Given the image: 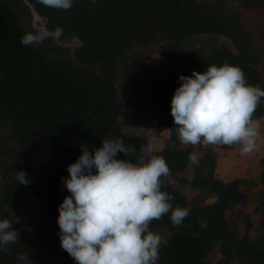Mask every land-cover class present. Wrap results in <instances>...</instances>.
<instances>
[{
    "label": "trees",
    "instance_id": "16d2710c",
    "mask_svg": "<svg viewBox=\"0 0 264 264\" xmlns=\"http://www.w3.org/2000/svg\"><path fill=\"white\" fill-rule=\"evenodd\" d=\"M25 1L45 22L46 31H58L61 43L77 40V57L98 64L101 72L72 69L52 53L53 46L44 35L35 46L22 45L25 33H41L19 18L15 0H0V220L14 222L13 211L25 206L48 208L63 194L61 177H68L66 168L81 155V145L90 146L91 151L101 146L103 138L120 139L136 151L127 157L118 154L116 159L136 163L139 155L145 162L151 156L163 157L170 174L161 177L160 190L174 197L173 209L178 206L189 213L178 226L171 223V211L150 222L149 231L154 234L171 231L167 241L160 240L156 264H264V192L251 200L244 180L227 182L215 177L216 155L232 146H185L170 115L172 96L180 86L178 77H190L211 65L239 67L249 85L264 90V50L261 55L256 52L244 23V13L254 10L264 19V0H236V7L232 0H73L68 10ZM199 36L223 42L213 43L211 49L199 45L183 51L186 41ZM153 54L156 61L150 57ZM145 81L150 86L141 89ZM116 87L138 90L128 99L134 110L130 119L142 111L150 113L154 105L159 115L156 133L172 127L167 141L179 148L146 152L137 137L124 134L120 119L126 114ZM263 117L261 98L253 119ZM38 145L45 163L41 171L34 170L33 152ZM190 154H201L197 164ZM259 161V184L264 185V157ZM19 171L27 174L26 185L18 183L15 173ZM184 188L194 190L198 201L186 199ZM208 196L214 197L211 203L206 202ZM250 200L253 215H261L259 222L253 227L252 215H245L240 229L235 208ZM231 209L235 210L228 214ZM48 219L53 220V213L31 221L35 223L32 235L23 221L14 222L19 236L0 250V264H20L22 257L33 264L36 236L42 239L46 231L40 229ZM217 246L219 257L210 260ZM48 261L76 264L63 249L53 251Z\"/></svg>",
    "mask_w": 264,
    "mask_h": 264
},
{
    "label": "clouds",
    "instance_id": "9594fccd",
    "mask_svg": "<svg viewBox=\"0 0 264 264\" xmlns=\"http://www.w3.org/2000/svg\"><path fill=\"white\" fill-rule=\"evenodd\" d=\"M38 2L61 10L73 4V0ZM43 40L42 34L32 33L20 38L24 46ZM178 81L170 115L181 144H239L242 155L255 150L260 124L253 114L264 90L249 85L239 67L211 65L190 77L179 76ZM135 151L120 139L103 138L101 146L91 151L81 145V155L66 168L68 177H61L70 195L57 208L58 236L60 247L76 264H156L160 237L149 231L150 222L171 211V223L178 226L188 216L187 209H173L174 197L160 190L161 177L170 174L163 157L151 156L145 162L139 155L136 163L116 159L118 154L127 157ZM189 158L198 163L194 154ZM26 175L15 173L19 184L28 183ZM14 222L0 220V250L17 241Z\"/></svg>",
    "mask_w": 264,
    "mask_h": 264
},
{
    "label": "rangeland",
    "instance_id": "374dc122",
    "mask_svg": "<svg viewBox=\"0 0 264 264\" xmlns=\"http://www.w3.org/2000/svg\"><path fill=\"white\" fill-rule=\"evenodd\" d=\"M23 1L15 0V5L19 6L18 9H20V14L18 15L19 18L31 30L37 33H41L46 37V39L50 40L52 44L51 46H53L52 53H54L58 58L66 61L72 69H89L95 74H99L101 72L98 64H88L77 57V55L75 54V49L80 45L77 40L68 43H61L58 40L59 32L56 31L54 33H49L48 31H46L44 27L45 22L42 20V18H40L30 7H28L27 3ZM232 1V6L236 7V0ZM244 15H246V22H244L245 30H247V32L251 35L252 40L254 41V48L256 52L261 55L264 50V32L262 30V28L264 27V19L256 15L255 10L247 14L244 13ZM215 42L221 43L223 42V40L212 36H199L186 41V43L182 45V49L183 51L189 52L194 47H198L199 45L202 48L210 46L209 49H211V45ZM230 49L234 51L232 47H230ZM156 56V54H153L150 57L152 58V60L156 61ZM262 67H264V60ZM262 67L261 71L264 73V69ZM149 86L150 83L148 81H145V83L141 84V89H147ZM137 92L138 90L130 89L128 87H116L118 103L122 106V113L126 114L125 117L123 116V118L120 119L121 131L124 134L137 137L140 140L142 149L146 152L160 150L165 147H169L172 149L179 148V146L174 142L167 141L169 139V134L172 127L161 133H156L155 125H157V122L159 121V115L154 105L150 107V113L142 111L136 114V118L133 117L132 119H130L128 117L129 114H132L134 112L133 108L129 105L128 99L133 98ZM258 122L260 124V129L259 136L256 140L255 150L250 154L242 155L240 153V145L234 144L232 145L231 149L218 152V154L216 155V167L214 169V176L224 181L229 182L233 179H242L247 182L248 187L245 188V191L249 194L251 200L256 198V195L259 192H264V185L259 184L260 170L258 168L260 162L259 160L264 157V117L261 118ZM29 146H32V144H30ZM209 146L210 145L205 144L201 145L203 149H206ZM194 155L196 157L201 156V154ZM40 156L41 150L40 146L38 145L34 147L33 152V157H35L34 160L36 162V164L34 165L35 171H41L45 165L44 161L40 160ZM185 175L190 177V173H186ZM254 182H256L257 184L255 185ZM182 193L188 200L193 199L194 201H198V199L200 198V196H197L196 192L194 190H191L190 188H184L182 190ZM69 195L70 193L65 188L61 197L48 204V208L36 209L35 206H25L18 209L17 211H13L15 217L20 221H23L24 226H26L27 232L31 235L33 234L32 231H35L33 228V225H35V223L30 224V222H36L38 219H42L45 213H47L48 215H51L53 213V220L48 219L50 222L47 220V226H43V228L40 229V231H46L43 233L42 239L36 236L35 251L37 253V256L35 257V261L33 264H51L48 261L49 255L55 250L62 249L60 247V240L58 236L60 230L57 224V208L62 203L64 197ZM213 200V196H208L206 198L207 203H211ZM251 200L243 206L241 205V207L238 206L235 208L237 209L236 212H239L237 213V215H235V218L237 219L236 221L240 229H242L244 225L245 215H252L251 222L253 224V227H256L257 223L259 222V218L261 215L260 213L253 215L254 202ZM235 209H231L228 214H231V211ZM162 232L163 233L157 232L156 235L160 237L161 241H167V239L171 236V231L164 230ZM210 254V260H215L216 258H218L219 247H215ZM24 259L25 258L22 257V262L20 264H28L26 260V263L24 262Z\"/></svg>",
    "mask_w": 264,
    "mask_h": 264
}]
</instances>
